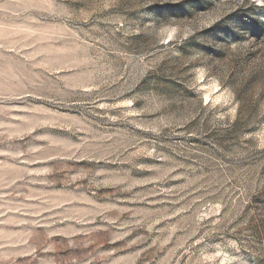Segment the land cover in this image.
I'll use <instances>...</instances> for the list:
<instances>
[{
    "label": "rangeland",
    "instance_id": "374dc122",
    "mask_svg": "<svg viewBox=\"0 0 264 264\" xmlns=\"http://www.w3.org/2000/svg\"><path fill=\"white\" fill-rule=\"evenodd\" d=\"M0 264H264V0H0Z\"/></svg>",
    "mask_w": 264,
    "mask_h": 264
}]
</instances>
